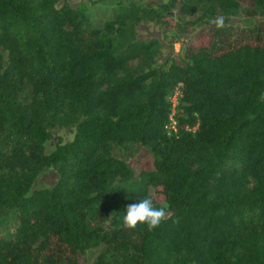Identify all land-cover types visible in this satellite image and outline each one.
Masks as SVG:
<instances>
[{
  "label": "trees",
  "instance_id": "obj_1",
  "mask_svg": "<svg viewBox=\"0 0 264 264\" xmlns=\"http://www.w3.org/2000/svg\"><path fill=\"white\" fill-rule=\"evenodd\" d=\"M99 1L116 3L103 25L86 3L0 0V264H82L90 250V264H264V0L238 38L241 0ZM178 5L225 25L185 64L157 65L160 41L137 29ZM57 126L74 138L47 152ZM133 146L154 160L139 178L115 154ZM47 167L57 182L34 188ZM149 196L168 218L125 229Z\"/></svg>",
  "mask_w": 264,
  "mask_h": 264
},
{
  "label": "rangeland",
  "instance_id": "obj_2",
  "mask_svg": "<svg viewBox=\"0 0 264 264\" xmlns=\"http://www.w3.org/2000/svg\"><path fill=\"white\" fill-rule=\"evenodd\" d=\"M162 1V0H160ZM171 3V0H163ZM154 4L158 0H144L143 3ZM242 10L230 17L231 21L227 27L229 31L234 33V38H238L240 34L248 29L251 25L262 20L259 15H252L251 10L253 6L249 0H241ZM61 3H68L77 7L86 3L91 11L92 20L95 25H103L104 22L114 15L116 7L115 2L99 1V0H61ZM198 15L188 14L182 12L181 6L174 7L166 14L164 21H143L137 31L141 39L150 40L157 39L161 43L160 53L157 59V65H164L173 61L180 64L187 62L186 50L189 46H200L208 42L213 35L212 26L209 23L198 22L192 23ZM180 89H177L172 97L173 101V115L178 113L180 99ZM175 119H172V125L175 124ZM75 127H60L57 126L53 130V137L46 143V151L51 152L56 148L59 142L71 141L75 135ZM116 155L125 157L134 169L136 178L140 177L143 170H148L154 167V160L152 153L145 147H131L115 151ZM59 174L53 167L45 168L37 181L34 188L52 187L58 180ZM150 191L154 198L158 201H164V193L162 187H151ZM95 250L88 251L87 255H81L82 264H90L96 255Z\"/></svg>",
  "mask_w": 264,
  "mask_h": 264
},
{
  "label": "clouds",
  "instance_id": "obj_3",
  "mask_svg": "<svg viewBox=\"0 0 264 264\" xmlns=\"http://www.w3.org/2000/svg\"><path fill=\"white\" fill-rule=\"evenodd\" d=\"M216 28H223L225 19L218 16L210 19ZM169 216L165 207H155L151 196L141 199L138 203L127 206L126 214L123 216V227L127 230H135L139 225H147L148 231L158 228Z\"/></svg>",
  "mask_w": 264,
  "mask_h": 264
},
{
  "label": "built area",
  "instance_id": "obj_4",
  "mask_svg": "<svg viewBox=\"0 0 264 264\" xmlns=\"http://www.w3.org/2000/svg\"><path fill=\"white\" fill-rule=\"evenodd\" d=\"M173 119V118H172ZM176 122V121H175ZM171 127L174 128L176 130V123L175 124H171Z\"/></svg>",
  "mask_w": 264,
  "mask_h": 264
}]
</instances>
